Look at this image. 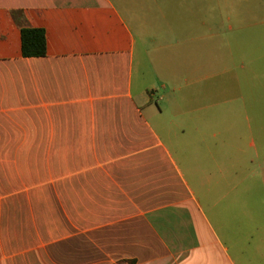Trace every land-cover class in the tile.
<instances>
[{"label":"crops","instance_id":"0c3cea01","mask_svg":"<svg viewBox=\"0 0 264 264\" xmlns=\"http://www.w3.org/2000/svg\"><path fill=\"white\" fill-rule=\"evenodd\" d=\"M177 4L0 0V264H264V130L178 113L177 43L219 32L207 6L178 37Z\"/></svg>","mask_w":264,"mask_h":264},{"label":"rangeland","instance_id":"374dc122","mask_svg":"<svg viewBox=\"0 0 264 264\" xmlns=\"http://www.w3.org/2000/svg\"><path fill=\"white\" fill-rule=\"evenodd\" d=\"M177 3L178 37L204 35L205 28L198 23L207 6L213 9L215 17L210 31L219 32L217 38L177 43L175 66L172 64L175 84L178 88L185 86L178 90L177 99H187L188 103L178 113L190 110L207 118L210 134L237 127L235 130L242 134L241 147L246 150L253 138L260 142L257 136L264 130V0H177ZM144 46L152 51L150 43ZM222 71L223 75L212 78ZM206 76L208 80L202 82ZM140 81L139 91L150 85V81ZM155 82L160 86L159 78ZM161 93L159 88L158 94ZM215 103L220 105V119H216ZM249 129L254 131L252 137ZM227 136L228 133L219 138L218 144L229 140ZM209 145L217 146L216 140L210 139Z\"/></svg>","mask_w":264,"mask_h":264},{"label":"trees","instance_id":"16d2710c","mask_svg":"<svg viewBox=\"0 0 264 264\" xmlns=\"http://www.w3.org/2000/svg\"><path fill=\"white\" fill-rule=\"evenodd\" d=\"M21 39L22 55L25 58H41L47 55V36L44 29H23L21 33ZM122 264H134V261H128Z\"/></svg>","mask_w":264,"mask_h":264}]
</instances>
